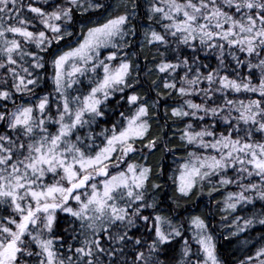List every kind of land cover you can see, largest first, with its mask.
Returning <instances> with one entry per match:
<instances>
[{
    "label": "snow or ice",
    "instance_id": "snow-or-ice-1",
    "mask_svg": "<svg viewBox=\"0 0 264 264\" xmlns=\"http://www.w3.org/2000/svg\"><path fill=\"white\" fill-rule=\"evenodd\" d=\"M0 264H264V0H0Z\"/></svg>",
    "mask_w": 264,
    "mask_h": 264
}]
</instances>
